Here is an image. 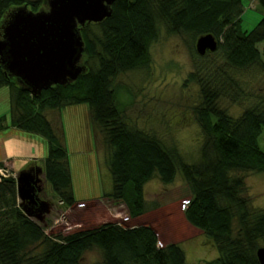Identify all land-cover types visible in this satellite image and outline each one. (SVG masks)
Returning <instances> with one entry per match:
<instances>
[{
	"label": "trees",
	"instance_id": "16d2710c",
	"mask_svg": "<svg viewBox=\"0 0 264 264\" xmlns=\"http://www.w3.org/2000/svg\"><path fill=\"white\" fill-rule=\"evenodd\" d=\"M257 1L264 8V0ZM23 5L37 11L45 8L46 1L0 0V32L8 15ZM112 7V15L102 22L81 27L86 71L77 80L34 95L0 63V91H9L12 127L44 139L46 182L57 201L72 207L77 199L65 134L45 112L71 104L88 105L92 119L104 129L109 148L113 186L105 197L125 203L131 217L142 216L159 207L146 198V184L154 178L172 183L181 171L190 191L186 219L204 232L218 252L199 264H261L257 251L264 246V208L250 206L243 196L244 177L238 172H264L259 142L264 131V99L238 116L222 107L220 100L237 85L228 69L259 67L264 71V50L258 47L264 42V16L248 32L241 28L243 0H116ZM163 30L181 37L195 57L206 60L221 54L225 61L220 66L216 61L208 63L206 78L201 76V64L195 62V70L188 75V81L200 85L201 101L194 106V114L204 134L200 159L193 163L156 134L128 126L118 104L121 87L113 84L119 74L149 66L151 47ZM207 34L216 37L218 48L202 56L196 43ZM222 75L228 84L220 89ZM94 249L102 254V261L95 264L187 261L181 243L163 244L148 225L110 222L57 237L48 235L46 224L20 206L17 183L0 176V264H81L84 254Z\"/></svg>",
	"mask_w": 264,
	"mask_h": 264
},
{
	"label": "rangeland",
	"instance_id": "374dc122",
	"mask_svg": "<svg viewBox=\"0 0 264 264\" xmlns=\"http://www.w3.org/2000/svg\"><path fill=\"white\" fill-rule=\"evenodd\" d=\"M243 4L245 11L241 28L249 32L263 18L264 8L257 0H243ZM258 47L263 51L264 42L259 43ZM200 58L193 55L181 37L168 35L163 30L160 40L151 47L149 66L123 72L113 83L121 87L118 104L123 110L125 123L156 134L166 145L175 147L189 163L200 159L204 134L194 114V106L201 101L200 85L195 81H188V75L195 70V62L201 64L203 71L200 73L203 78H206L208 63L216 61L219 66L225 63L221 54L209 59L207 57L206 60ZM228 72L237 85L234 86L235 89L229 88L228 94H222L220 105L238 116L245 108L264 99V71L259 67H251L243 71L228 69ZM219 82L222 84L220 89L228 84L224 75ZM6 91L8 92L6 89L0 92L2 103ZM8 96L10 97L9 92ZM0 107L1 114L4 108ZM4 114L0 116V132L6 133L8 143L14 147L7 150L8 155L13 158L7 157L0 163L14 172L13 176L27 168L33 158L37 159L33 160L38 164L36 165L44 169L47 144L31 133H18L17 128L12 127L11 113ZM45 114L57 130L63 128V141L70 158L76 199L89 201L102 195L113 184L107 164L109 148L105 142L104 129L92 119L88 105L71 104L55 110L48 109ZM259 142L264 150V131ZM238 174L244 177L243 196L248 199L250 206L264 208V172ZM42 179L40 198L49 200L53 206L41 221L46 224L48 235L57 237L59 234L87 230L110 222L125 226L148 225L158 232L163 244H182L187 254L186 264H199L218 254L204 232L189 224L186 219L183 203L190 198V191L181 171L172 183L165 184L159 178H154L146 184V198L159 207L135 218L131 217L125 203L118 204L115 209L109 198L102 200L105 201L102 208L97 206L99 209L95 217L88 214L90 203L80 202L69 208L62 205L61 201L53 202V190L46 182L45 175ZM94 203L100 202L97 200ZM127 217L129 219L125 220ZM98 261H102V254L94 249L84 254L81 264H95Z\"/></svg>",
	"mask_w": 264,
	"mask_h": 264
},
{
	"label": "water",
	"instance_id": "95a60500",
	"mask_svg": "<svg viewBox=\"0 0 264 264\" xmlns=\"http://www.w3.org/2000/svg\"><path fill=\"white\" fill-rule=\"evenodd\" d=\"M45 8L34 11L26 5L11 12L0 32V63L20 83L38 95L55 84H67L86 71L82 63L85 41L81 27L102 22L113 13L116 0H45ZM218 41L212 34L199 37L197 52L216 51ZM44 169L29 166L6 181L17 183L20 206L40 221L53 207L40 198ZM257 255L264 264V246Z\"/></svg>",
	"mask_w": 264,
	"mask_h": 264
},
{
	"label": "crops",
	"instance_id": "0c3cea01",
	"mask_svg": "<svg viewBox=\"0 0 264 264\" xmlns=\"http://www.w3.org/2000/svg\"><path fill=\"white\" fill-rule=\"evenodd\" d=\"M6 90H8L7 88H6ZM5 91V89H3V92ZM1 92V91H0ZM9 92V91H8ZM8 92L6 91V94H4L3 96L5 97V99H4V103H2V100L0 101V106H3V108H4V111L3 112H1V114L2 113H5L4 115H8V113L10 114V97L8 96ZM1 94V93H0ZM2 104H4V105H2ZM0 110H1V107H0ZM1 114H0V116H1ZM17 132L18 133H20V134H24V135H27V133H24L23 131H21V130H18L17 129ZM33 137H35V138H37V139H39L40 141H42V142H44L45 143V141H44V139H42V138H40V137H36V136H33ZM28 141V140H27ZM30 141V140H29ZM33 141V140H32ZM12 147H14L13 145H11V144H9L8 143V136L6 135V133H4V132H0V161L1 160H3V159H5V158H9L10 157V155H8V149L9 148H12ZM10 158H13V157H10ZM33 160L34 161H36L37 159L36 158H33ZM32 160V162L30 163V165L29 166H33V165H35L36 166V162H34ZM38 165V164H37ZM28 166V167H29ZM27 167V168H28ZM26 169V168H25ZM45 182V181H44ZM112 186H113V184L106 190V191H104V193L102 194V195H100L99 197H95V198H93L92 200H89V201H84V200H77V202H76V204L77 203H80V202H87V203H90L89 205H88V207L90 208V210H89V215H91V217H95V215H96V213H97V211H98V209H99V207L100 208H102V204L103 203H105V201L103 202L102 200L104 199V198H107V197H105L104 196V194L105 193H107V192H110L111 190H112ZM146 192V191H145ZM53 200V202L55 201H57V200H55V198H52ZM97 200H99V204H97V203H94V201H97ZM111 200V199H110ZM113 201V202H112ZM111 202H110V204L115 208V209H117L116 208V206L119 204H123L122 202H120V201H114V200H112ZM75 204V205H76ZM75 205H73L72 207H74ZM99 205V207H97ZM57 207H58V205H57ZM72 207H69V208H72ZM189 224H191V223H189ZM79 231V230H78ZM216 248V247H215Z\"/></svg>",
	"mask_w": 264,
	"mask_h": 264
},
{
	"label": "built area",
	"instance_id": "2783aa9c",
	"mask_svg": "<svg viewBox=\"0 0 264 264\" xmlns=\"http://www.w3.org/2000/svg\"><path fill=\"white\" fill-rule=\"evenodd\" d=\"M13 174H14V172H11L8 169V167H6V165L5 166L4 165L3 166H0V176L2 178H6V177H8L10 175H13ZM189 202H190L189 199H187V200L184 201V203H183L184 208H186V206L189 204ZM128 219H129V217L125 218V220H128Z\"/></svg>",
	"mask_w": 264,
	"mask_h": 264
}]
</instances>
